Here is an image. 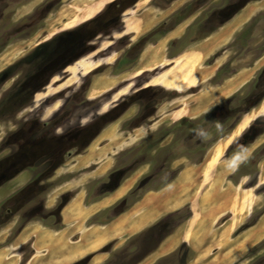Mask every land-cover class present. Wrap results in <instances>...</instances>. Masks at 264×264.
Listing matches in <instances>:
<instances>
[{
  "label": "rangeland",
  "instance_id": "rangeland-1",
  "mask_svg": "<svg viewBox=\"0 0 264 264\" xmlns=\"http://www.w3.org/2000/svg\"><path fill=\"white\" fill-rule=\"evenodd\" d=\"M94 1L0 0V174L6 179L0 214L9 223L0 226V264H27L43 229L77 224L69 235L75 242L80 231L107 227L147 192L185 182V171L196 173L199 187L183 206L72 264H90L96 256H104L99 264H129L142 252L136 246L144 239L137 236L146 234L151 247L176 226L173 249L161 252L171 235L141 264H180L183 254L165 258L182 245L192 252L184 264H225L235 251L218 250L217 243L237 239L264 216V99L246 114L264 95V0H237L231 20L207 38H196V23L236 0H103L80 19L75 8ZM237 77L235 89L216 98ZM241 118L236 137L209 174L202 173L217 142ZM117 137L121 145L102 161L73 168L79 156ZM107 160L109 167L94 174ZM227 167H233L228 175L218 173ZM38 190L46 211L58 210L66 226L53 219L50 226H21L28 192ZM79 197L80 217L66 221ZM222 208L231 213L213 221ZM6 209L15 212L6 215ZM56 238L48 242L53 249ZM228 264H264V237Z\"/></svg>",
  "mask_w": 264,
  "mask_h": 264
},
{
  "label": "bare ground",
  "instance_id": "bare-ground-1",
  "mask_svg": "<svg viewBox=\"0 0 264 264\" xmlns=\"http://www.w3.org/2000/svg\"><path fill=\"white\" fill-rule=\"evenodd\" d=\"M102 3H103V0L94 1V2H92V4H87V2H85L83 8L77 7V8H75V11L77 14H82L83 16H81L80 19H83V17L91 16ZM149 13H151V12H149ZM74 20L71 22L72 24L75 23L76 20L75 21ZM239 79H240V77L227 80L225 85L222 88L218 89L219 93L218 94L216 93V96H217L216 98L226 96L228 93L230 94V92L232 90H234L235 87L240 82ZM102 83H104V82H102ZM100 92H101V90H100ZM96 93H97V91H96ZM110 133H112V132H110ZM137 133L139 134V132H137ZM236 134H237V129L234 128V130L228 136H225L224 138L220 139L217 142L215 148L213 149V151H215L214 153H216V154H214L213 156H211L209 159H207L205 161V164L203 165V168H205V169L202 170V173H204L206 175L209 174L207 171L208 166L217 161V159L220 157L219 154L223 150L224 146L226 144H228L231 141V139H234L236 137ZM120 145L121 144H120V140L118 137H117V139L111 138L110 142L107 144V146H104L102 148L93 147V148H91V150H88L87 152H85L84 155L79 156L76 159V162H75V165L73 166V168L74 169L75 168H85V167H87L88 164L95 162L96 160L102 161L104 159L105 155L108 152H111V147L112 148H119ZM231 165H233V164H231ZM108 167H109V161L107 160L106 162L99 165V168L94 171V174L102 173ZM260 167H261L262 173L264 174V162L260 165ZM232 169H233V167H227L224 170L222 169L223 171L218 172V173H220L222 175H228L230 173V170H232ZM195 175H196L195 172L185 171L183 173V181H185V182L178 183V185L173 183V184L167 186V188L163 189L164 191H160V192L149 191V192H147L142 197V200L139 203L135 204V206L132 207L131 210H129L128 212L118 216L111 224L107 225V227H105V228L92 227L90 229H85L83 231H80L79 232L80 238L78 239V241L71 242L70 236H69L72 232L76 231L77 224L75 226L68 228L67 230H61L57 234L51 233L47 230L44 231L42 234L37 236L36 240L33 243L32 248H34L36 254L30 259L28 264H72L73 262L86 257L90 253L97 251L100 247H102L107 242H109L113 239H118L119 237H122L124 235H131V234H134L135 232L142 230V228L149 226L158 217L162 216L163 214H168L170 212H173V211L177 210L178 208H180L181 206L184 205L183 198L187 195H191L199 187L198 184L194 181ZM210 180L212 183L214 180V176ZM215 183L216 182L213 183V186L215 185ZM225 190H226L225 192H230L229 189H225ZM248 196H249V194H248ZM80 199H81V197H79L73 203L72 207L68 206V207H70V208H68L69 210L72 209L71 214L74 218H72V216L70 218H68L71 214H68L66 211L65 212L66 218L64 217V219H67L66 221H68V220L74 221L80 215L81 210L79 209V205H78V202L80 201ZM241 207L242 206L237 207L235 209V211L237 209L238 210L241 209ZM226 213H231V212L228 210L226 211L224 208L220 209L219 212L217 214H215L213 221H215L218 217L225 215ZM66 214H68V215H66ZM237 214H238V212H237ZM245 217H247V216H245ZM230 230H232L231 226L225 230L226 232L224 233V237H225V235L227 237V234H228V232H230ZM32 233L33 232H31V234ZM196 233H197V230H196ZM71 236H73V234ZM54 237H57L58 238L57 241H59V242L55 245V249H53V245H52L50 248L46 249L47 250L46 251L44 249L45 243H46L45 240L46 239L52 240V238H54ZM179 237H180L179 232H177V234L175 233V235L173 234L171 237H169L164 242V244L162 245L161 252L164 254V253H167L168 251L172 250L173 247L178 243ZM262 237H264V216L261 218V220L259 221V223L255 227L247 230L242 235H239L237 237V239L231 240V241L229 240V238L228 239L226 238L225 240H220L217 243L216 249L221 250V251H224V250L227 251L228 250L231 254H232V252L234 253V251H235V256H238V255H241L247 248L251 247L253 245V243L254 244L256 242L258 243V241ZM189 239H190L189 245L193 246L194 242H195L194 241L195 235H194V233H192V231L189 235ZM42 252H46V253L42 254ZM235 256L233 257V255H232L233 258L228 257V261H226L225 264L231 263L233 261V259H235ZM103 257L104 256L94 257V259H92L90 264H99ZM212 260L214 261V259H212ZM196 261L197 260L192 261L190 264H196Z\"/></svg>",
  "mask_w": 264,
  "mask_h": 264
},
{
  "label": "flooded vegetation",
  "instance_id": "flooded-vegetation-1",
  "mask_svg": "<svg viewBox=\"0 0 264 264\" xmlns=\"http://www.w3.org/2000/svg\"><path fill=\"white\" fill-rule=\"evenodd\" d=\"M237 3L239 4L241 2H237V0L234 1V2H225V4H224L225 6L222 7V9H220L218 11L217 10H213V12L205 14L204 17L202 19H200L195 25V32L197 31V33L195 35L196 38H207V37H210L212 34H214L216 32V30L219 27L224 26V24H227L231 20V19H229V14L233 10V8L236 7ZM189 34H190V31H186L185 32V34L183 36L184 39L182 40V43H181L182 46L184 44L188 43L187 37L189 36ZM243 35L244 34H242V36ZM157 36H158V38H162V36H160V35H157ZM67 54L68 53H66V52H62L60 54V58L59 59L61 60L62 63H66ZM263 99H264V95L260 99V101H258L246 114H248L254 108L259 106V104L262 102ZM242 118L236 123V125L230 130V132L228 134H230L234 130V128L238 125V123L242 120ZM228 134H226L225 136H227ZM254 139H256V137ZM244 144H246V143H244ZM65 149L63 148L64 155L67 156V158H68L71 155V152L68 151L66 153ZM5 180L6 179H5L4 173L0 174V185ZM37 182H40V180H37ZM37 188H38V186H37ZM41 193H42V191H40V190L35 191V192H32V191L28 192V200L27 201H28L29 207L27 208V210L25 212L22 213V217L25 219L24 220L25 222H23V224L21 226H26V224L28 222L29 223H38L40 226H50L49 223L46 224V221H50L51 219L54 220L55 226H62V221H61V218H60V216H61L60 212L58 210H57V213H56V211H53V213L51 211H46V208L48 209V207L44 204V201L41 200V198H40V194ZM92 203H94V200L92 201ZM92 203H90V204H92ZM12 212L14 213L15 211L10 210V209H6L5 214L6 215H10ZM25 215H27V218L24 217ZM91 222L94 223V219L92 221H89L90 225H91ZM102 222H101V224H106L107 223V222L104 223V221H102ZM8 224L9 223H4V218H3L2 214H0V226H7ZM149 228H146L145 230H143L142 232H139L136 235H140L141 233L145 232ZM177 229H178V226H176L174 231L163 235L161 237V239L157 242V244L154 245V246H151V247H150V242L149 243L147 242L148 241V236L146 234L144 236H137L138 238L142 237L144 239V240H142L141 243L138 244V246H136V248L142 249V252H141L140 256H138L136 259H133L132 261H130L129 264H141L142 262H144L150 255H152L153 253L156 252V250L158 249V247L160 246V244L162 243L164 238L166 236L170 235L171 233H174ZM135 240H131L130 241L132 246L134 245L132 243H134ZM105 264H111L110 259H107Z\"/></svg>",
  "mask_w": 264,
  "mask_h": 264
},
{
  "label": "crops",
  "instance_id": "crops-1",
  "mask_svg": "<svg viewBox=\"0 0 264 264\" xmlns=\"http://www.w3.org/2000/svg\"><path fill=\"white\" fill-rule=\"evenodd\" d=\"M132 206H133V205H132ZM90 208H93V206H91ZM90 208H89V209H90ZM130 208H131V207H130ZM130 208H129V209H130ZM129 209H128V210H129ZM107 224H108V223H107ZM107 224H105V225H101V226H106ZM62 225H65V224L62 222ZM65 226H66V225H65ZM89 226H90V225H89ZM86 227H87V226H86ZM84 228H85V227H84ZM250 228H252V227H250ZM250 228H248V229H246V230H249ZM46 230L49 231V232H51V233L57 234L58 232H60L61 230H64V229H60V230H58V231H51L50 229H47V228H46V229H43V231H42L41 233L39 232V234L36 235V237L33 239L32 244H31V248L33 247V243H34V241L36 240L37 236H39L40 234H42V233H43L44 231H46ZM177 230H178V229H177ZM177 230H176V231H177ZM246 230H245V231H246ZM176 231H175V232H176ZM231 231H232V230H230V232H228V233L230 234ZM245 231H244V232H245ZM175 232H174V233H171V234L168 235V236H166V237L164 238V240H166L169 236L175 234ZM229 234H227V236H228ZM237 236H238V235H237ZM234 239H235V238L232 237V238L230 239V241H231V240H234ZM52 240H53V238H52ZM164 240L162 241V243L164 242ZM49 241H51V240L46 239V240H45L46 243L44 242V243H45V248H44L45 250L48 249V248H50V247L52 246V243L48 246V242H49ZM162 243H161V244H162ZM161 244H160V246H161ZM160 246L158 247V249L160 248ZM215 248H216V247H215ZM215 248H213V249H215ZM158 249L156 250V252L158 251ZM32 250H33V255L30 257V259L36 254L34 248H32ZM46 251H47V250H46ZM156 252H155V253H156ZM45 253H46V252H42V254H45ZM155 253H153V254H155ZM153 254H152V255H153ZM150 256H151V255H150ZM150 256H149V257H150ZM149 257H148V258H149ZM30 259L28 260V262L30 261ZM28 262H27V264H28Z\"/></svg>",
  "mask_w": 264,
  "mask_h": 264
},
{
  "label": "trees",
  "instance_id": "trees-1",
  "mask_svg": "<svg viewBox=\"0 0 264 264\" xmlns=\"http://www.w3.org/2000/svg\"><path fill=\"white\" fill-rule=\"evenodd\" d=\"M147 191H149V190H147ZM146 191V192H147ZM145 194V193H144ZM143 194V195H144ZM142 195V196H143ZM141 199V198H140ZM139 199V200H140ZM138 199H136L135 201H137ZM138 200V201H139ZM137 201V202H138ZM136 203V202H135ZM134 203V204H135ZM132 206V205H131ZM129 209V208H128ZM127 209V210H128ZM126 211V210H125ZM122 212H124V211H122ZM122 212H120V213H122ZM191 250L189 249V248H187L186 246H184V245H182V246H180L179 248H177L175 251H173V252H171L170 254H168L167 256H166V258L165 257H163V258H165V259H170V258H174L175 259V257L176 256H180V254H183L186 258L182 261V262H180V264H184V262L186 261V259L188 258V257H190L191 256ZM162 258V259H163Z\"/></svg>",
  "mask_w": 264,
  "mask_h": 264
},
{
  "label": "water",
  "instance_id": "water-1",
  "mask_svg": "<svg viewBox=\"0 0 264 264\" xmlns=\"http://www.w3.org/2000/svg\"><path fill=\"white\" fill-rule=\"evenodd\" d=\"M135 202H137V201H135ZM135 202H134V203H135ZM134 203H133V204H134ZM106 224H107V223H106ZM101 225H105V224H101Z\"/></svg>",
  "mask_w": 264,
  "mask_h": 264
}]
</instances>
